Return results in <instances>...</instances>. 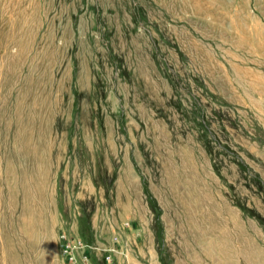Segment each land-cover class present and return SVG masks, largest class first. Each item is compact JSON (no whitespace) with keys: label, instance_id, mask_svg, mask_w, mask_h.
I'll return each mask as SVG.
<instances>
[{"label":"rangeland","instance_id":"obj_1","mask_svg":"<svg viewBox=\"0 0 264 264\" xmlns=\"http://www.w3.org/2000/svg\"><path fill=\"white\" fill-rule=\"evenodd\" d=\"M8 6L0 264H264V0ZM61 231L98 249L70 263Z\"/></svg>","mask_w":264,"mask_h":264},{"label":"built area","instance_id":"obj_2","mask_svg":"<svg viewBox=\"0 0 264 264\" xmlns=\"http://www.w3.org/2000/svg\"><path fill=\"white\" fill-rule=\"evenodd\" d=\"M129 226H130L129 223L125 222L122 227H129ZM58 238H59V247H60L61 255L63 256V258H66L70 263L76 262V259L82 261L83 259H88V255L90 253H94V251L98 249L93 244L85 242L78 233H76L73 236L67 233L66 231H61L58 234ZM114 244L119 246L118 249L120 250V253H123L124 249L128 250L127 242L122 238L119 230L117 233L113 234L112 245ZM124 245L125 248H123ZM118 249L111 246L104 247L102 249V252L107 253L106 259L109 261L112 253L119 251ZM125 257H126V253L124 258Z\"/></svg>","mask_w":264,"mask_h":264},{"label":"crops","instance_id":"obj_3","mask_svg":"<svg viewBox=\"0 0 264 264\" xmlns=\"http://www.w3.org/2000/svg\"><path fill=\"white\" fill-rule=\"evenodd\" d=\"M263 27H264V24L260 21V19L257 17V19H255V29H262V31H264V29H263ZM133 218H135V217H133ZM93 219H92V217H91V223H92V226H93ZM129 223V222H128ZM124 224V223H123ZM123 224H122V226H123ZM134 224V226L131 224V226L130 227H122L121 226V228H118V230L120 231V229H122L123 228V232L122 231H120V234H121V236H122V238L127 242V243H129V245L130 244H136V242H138V240L140 241L141 240V236H142V234L144 235V231H146V228L143 226V225H141L140 223H138V221H137V223H133ZM130 225V224H129ZM135 225H136V227H138V228H135ZM139 228H140V230H139ZM133 230V231H132ZM143 232V233H142ZM142 233V234H141ZM147 234V233H146ZM15 235H16V233H13V237H15ZM138 236V237H137ZM36 237H37V239H36V243L38 244V242L37 241H39L38 240V235H36ZM13 248H15V245L13 244ZM39 248L40 247H35L34 248V250H35V254H38V251L37 250H39ZM41 250H42V248H40ZM54 253L56 254V246H54ZM137 253H139V255H142V253L144 254V251L143 250H141V248H139L138 250H137ZM145 256H146V254H145ZM149 257H147V264H160V262H159V260H157V255L156 254H151L150 253V255H148ZM149 258V259H148ZM53 261V260H52ZM127 262H129L130 264H141L140 262H137L135 259H133L132 257H129L128 259H127ZM48 264H51V263H48Z\"/></svg>","mask_w":264,"mask_h":264},{"label":"bare ground","instance_id":"obj_4","mask_svg":"<svg viewBox=\"0 0 264 264\" xmlns=\"http://www.w3.org/2000/svg\"><path fill=\"white\" fill-rule=\"evenodd\" d=\"M14 2H15V0H8V3H9L8 8L11 7L12 3H14ZM3 4H4V3H3ZM17 6H18V5H17ZM15 7H16V6H15ZM19 7H20V6H19ZM3 8H4V7H3ZM8 10L11 11L10 8H9ZM3 12L6 13V14H8V15H11V13L8 12V11H6L5 9L3 10ZM11 12H12V11H11ZM26 23H27V19H24V24L26 25ZM12 24H13V23H12ZM27 30L29 31L28 33H31L30 28L27 27Z\"/></svg>","mask_w":264,"mask_h":264},{"label":"trees","instance_id":"obj_5","mask_svg":"<svg viewBox=\"0 0 264 264\" xmlns=\"http://www.w3.org/2000/svg\"><path fill=\"white\" fill-rule=\"evenodd\" d=\"M83 216V215H82Z\"/></svg>","mask_w":264,"mask_h":264}]
</instances>
